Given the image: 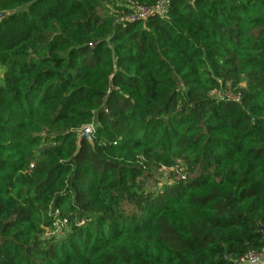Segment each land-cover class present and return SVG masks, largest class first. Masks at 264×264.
I'll use <instances>...</instances> for the list:
<instances>
[{
	"label": "trees",
	"instance_id": "16d2710c",
	"mask_svg": "<svg viewBox=\"0 0 264 264\" xmlns=\"http://www.w3.org/2000/svg\"><path fill=\"white\" fill-rule=\"evenodd\" d=\"M116 1L0 0V264L261 253L264 0Z\"/></svg>",
	"mask_w": 264,
	"mask_h": 264
},
{
	"label": "built area",
	"instance_id": "2783aa9c",
	"mask_svg": "<svg viewBox=\"0 0 264 264\" xmlns=\"http://www.w3.org/2000/svg\"><path fill=\"white\" fill-rule=\"evenodd\" d=\"M152 12H156L163 17L166 12V3L164 0H157L151 6L135 5L133 11L125 17L129 21L144 20ZM227 90L229 89L214 91L213 93L220 99L226 100L232 98V96H229V92ZM239 264H264V250L261 253L249 251L242 258H240Z\"/></svg>",
	"mask_w": 264,
	"mask_h": 264
},
{
	"label": "water",
	"instance_id": "95a60500",
	"mask_svg": "<svg viewBox=\"0 0 264 264\" xmlns=\"http://www.w3.org/2000/svg\"><path fill=\"white\" fill-rule=\"evenodd\" d=\"M4 16V13H0V18ZM93 130L92 127L90 125H85L83 126L81 129L78 130V143H80L82 140H91V134H92ZM261 229H263L261 227Z\"/></svg>",
	"mask_w": 264,
	"mask_h": 264
},
{
	"label": "rangeland",
	"instance_id": "374dc122",
	"mask_svg": "<svg viewBox=\"0 0 264 264\" xmlns=\"http://www.w3.org/2000/svg\"><path fill=\"white\" fill-rule=\"evenodd\" d=\"M116 3H117L116 7H114V6H112V5H109L110 8H112V9H114V10L116 9V10H118V12L122 11L123 14H121V16H122V15L126 16V15L130 14V10L123 11V10H124V9H123L124 6H123L122 4H119V1H118V0L116 1ZM244 83H245V81H242V82H241V85L243 86ZM227 91L229 92V96H232V95H231V91H230V90H227ZM227 91H226V92H227ZM228 92H227V94H228ZM172 178H178V176H173Z\"/></svg>",
	"mask_w": 264,
	"mask_h": 264
}]
</instances>
